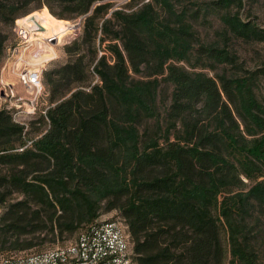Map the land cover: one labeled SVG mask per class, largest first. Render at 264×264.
<instances>
[{"label": "trees", "instance_id": "obj_1", "mask_svg": "<svg viewBox=\"0 0 264 264\" xmlns=\"http://www.w3.org/2000/svg\"><path fill=\"white\" fill-rule=\"evenodd\" d=\"M235 1L0 0V24L45 5L59 19L31 16L56 35L70 27L62 18L83 15L65 58L42 69L45 109L24 127L0 106L2 244L19 251L42 231L76 237L117 209L107 218L126 223L133 264H256L247 220L264 209L257 72L214 43L188 58L192 26L210 12L224 34L264 41L263 28L230 12ZM5 48L7 59L0 28ZM33 122L44 127L28 136Z\"/></svg>", "mask_w": 264, "mask_h": 264}, {"label": "rangeland", "instance_id": "obj_2", "mask_svg": "<svg viewBox=\"0 0 264 264\" xmlns=\"http://www.w3.org/2000/svg\"><path fill=\"white\" fill-rule=\"evenodd\" d=\"M110 3V7H125L127 0H105ZM196 1L199 4H205L209 0H190ZM46 10L50 15L59 19L55 15L51 14L45 5H42L37 8H32L25 14H18L17 17L13 19V21L9 24H0V28L5 34V44L7 46L11 45L14 41L15 36V27L16 21L15 19L24 18V16L33 15L34 13L42 14L43 11ZM230 12L237 13L241 18L249 20L250 22L254 23L256 26H259L264 29V0H236L234 3H231L229 6ZM35 17V16H34ZM83 15H78L72 18H62L67 23L70 24V27H64V30L67 29L65 32L62 30L59 32L54 39H45V47L50 50L51 57L44 59L40 57V55L46 52V48L41 50L32 52L29 51L26 55L30 60V63H37L41 62L43 64V68H49L51 64L49 61L52 58H57L58 60H63L65 58V53L63 50V44L70 42L73 38L78 37L81 31V22H82ZM36 18V17H35ZM32 23L30 26H37V22L32 20V17L29 18ZM223 24L221 23L218 13L217 12H210L205 17L199 16L197 21L192 26L195 30V36L191 43V51H189L188 58L189 60L193 61L195 56L194 48L198 47L199 43H214L218 46H225L228 48L230 52H234L237 61L241 62L244 68L248 70H255L257 72L256 79H255V95L256 97L264 103V41L261 40H243L238 37H234L230 34H224L222 29ZM50 29H55V27L50 24ZM31 30H23L21 33V40L22 42H30L32 28ZM17 30L19 32L20 29ZM41 36L40 34H34ZM101 46V45H99ZM6 48L3 54H0V106L7 107L9 104H13L16 101L11 99V92L14 96H21L24 92L22 83L20 79H15L12 74H9L6 71L5 64L7 63L6 57ZM18 60H25V54H18ZM57 60V61H58ZM5 63V64H4ZM4 64V66H3ZM222 65H215V71H220ZM208 73H212L207 68H203ZM232 69H226L227 73H232ZM8 77V79H4V77ZM42 81V80H41ZM2 82H6L3 85ZM9 83V84H7ZM20 84V85H18ZM44 93L42 96L38 98L37 105L39 108H44L47 105V96H48V87L42 82ZM7 85H10V92H5ZM13 86V88H12ZM164 83L160 84V92L158 94L159 102L160 100L166 95ZM21 93L17 94L15 92ZM31 89L29 90V92ZM28 92V90H27ZM25 95H27L24 92ZM19 118H23V120H28L29 118L22 117L20 115ZM44 125L40 122H33L30 123L26 130V135L28 136H35L41 129H43ZM117 209H111L109 211L100 213V217H109L112 214H115ZM247 229L248 231V238L250 239L251 244L255 248L256 252V264H264V209L259 211H254L253 215L248 218L247 220ZM78 231V230H77ZM77 231H73L71 234L66 235V233H62L61 236L58 234H51L45 233L44 231L38 234V237L31 238V242L34 244L30 247L19 249V251L29 252L41 249L42 247L49 246L55 243L62 242L64 240H69L75 237ZM64 236V237H63ZM62 237V238H61ZM21 238V237H20ZM26 238H29L26 236ZM0 237V255L9 254L16 250L12 248H8V242L2 244ZM221 241L225 244L226 237L224 233H221ZM227 258L225 257L221 264H227Z\"/></svg>", "mask_w": 264, "mask_h": 264}, {"label": "built area", "instance_id": "obj_3", "mask_svg": "<svg viewBox=\"0 0 264 264\" xmlns=\"http://www.w3.org/2000/svg\"><path fill=\"white\" fill-rule=\"evenodd\" d=\"M30 14L20 21V30L14 36V43L8 46L6 71L12 74L15 79H20L25 96H13L16 101L7 107L11 109L12 119L26 127L27 120L34 110H44L37 105L38 98L44 93L41 81L43 64L41 62L30 63L26 57L29 51L35 52L44 47V39H54L55 33L48 32L38 20L37 26L32 27L30 42L21 41V32L24 26H30L32 21ZM40 34L41 36L34 35ZM17 53H25V60H17ZM3 85L6 82H2ZM9 84V83H7ZM31 91L29 92V90ZM28 90V92H27ZM5 92H10V85H7ZM29 140L27 141V143ZM131 242L127 231L126 223L120 219H108L99 217L94 222L82 228L80 237V248H72L66 240L55 243L39 250L24 252L16 251L0 255V264H133L131 256Z\"/></svg>", "mask_w": 264, "mask_h": 264}, {"label": "bare ground", "instance_id": "obj_4", "mask_svg": "<svg viewBox=\"0 0 264 264\" xmlns=\"http://www.w3.org/2000/svg\"><path fill=\"white\" fill-rule=\"evenodd\" d=\"M35 20V19H34ZM40 23V22H39ZM41 26V25H40ZM25 28H32L31 26H24L23 29H22V32L23 33V30ZM22 41V40H21ZM44 47H45V39H44ZM18 54H25V53H17V60H18ZM52 55L50 54V50L47 49L46 52L42 53L40 55V57L44 58V59H47L49 57H51ZM12 93V92H11ZM14 96V95H13ZM7 108H10V107H7ZM36 110H34L35 112ZM111 219V218H110ZM82 235V232H80L76 237L72 238V239H69L67 240L68 243H69V246L72 247V248H80V237Z\"/></svg>", "mask_w": 264, "mask_h": 264}, {"label": "crops", "instance_id": "obj_5", "mask_svg": "<svg viewBox=\"0 0 264 264\" xmlns=\"http://www.w3.org/2000/svg\"><path fill=\"white\" fill-rule=\"evenodd\" d=\"M4 79H8V77L5 76ZM18 85H20V84H18ZM20 86H21V85H20ZM21 87H22V86H21ZM12 88H13V86H12ZM23 90H24V89H23ZM15 92H16L17 94H21V93L17 92V90H15ZM21 95L25 96L24 92H23Z\"/></svg>", "mask_w": 264, "mask_h": 264}]
</instances>
